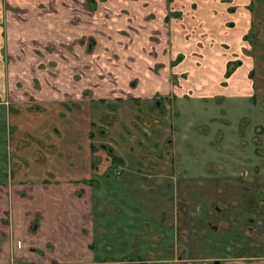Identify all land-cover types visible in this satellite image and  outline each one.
I'll return each instance as SVG.
<instances>
[{"label":"crops","instance_id":"1","mask_svg":"<svg viewBox=\"0 0 264 264\" xmlns=\"http://www.w3.org/2000/svg\"><path fill=\"white\" fill-rule=\"evenodd\" d=\"M88 1L95 9L97 1ZM181 1L175 0V4L178 3L174 8L175 15L178 16L182 10L191 12V18L185 20L189 23L185 33L177 22L170 21V14H166L164 18L170 21L166 23L170 26L163 25L164 43L158 46V58H168L170 64L176 60L175 66L169 64L160 72L150 65L142 70L137 64L146 57L131 43L125 57H132L133 67L127 68L125 83L117 87L114 84L92 87L83 83L67 89L72 95L66 93L63 85L58 90L54 84L38 86L11 82V77L27 75L32 67H27V72H24L22 64L16 63L18 59L22 62L20 56L13 58L7 55L1 31L0 104L14 109L10 118L17 131L15 146L19 142L16 157L23 159L27 166L19 163L14 180L16 197L0 199V211L2 213L6 206L12 205L15 239L20 247L28 244L31 249L28 256L34 257L28 262L37 263L36 253L47 249L68 253L96 249V237H103L104 228L111 236H143L150 228L151 203L165 204L171 200L178 206L180 221L182 213L187 214L188 211L182 212L181 203L191 204L189 212L195 214L197 229L190 235L202 236L200 240L194 239L195 243L192 239V251H230L236 248L242 260H264V199H234V196L231 199H194L196 192L191 191L190 199L184 202L178 198L181 197L178 192L168 196L173 198L171 200L134 199L132 196L128 199V194L124 193L128 185L132 187L136 182L146 185L147 191L152 193L158 187L162 192L166 185H173L174 191L179 188L181 182L175 175L177 160L174 149L180 137L179 143L182 142L183 133L181 126L174 121L177 116L174 118L171 109H176L179 115V104L185 102L186 97L211 101L221 97L223 101L224 97L235 93L254 98L256 91L262 90L261 84L255 88L253 75L259 76V81L264 77V0H196L198 6L195 8L192 4L195 0H190L186 8H182ZM6 12L5 5L0 4L1 23L5 22ZM167 30L173 35L172 43L165 38ZM189 33L190 38L185 42L184 36ZM243 35L252 39L248 42ZM235 41L237 47H234ZM240 45L247 48L248 54L241 52V57L249 61L248 69L246 72L242 70L245 77H241L238 83L235 79L237 68L230 80L231 87H225L222 82L224 73L228 64L237 60L234 59V50ZM243 63L244 60L241 61ZM176 74L180 79L185 75L189 78L184 82L181 79L182 84L177 85L174 81ZM192 75L201 76L200 81L194 80ZM206 76L211 82L205 81ZM134 79L137 83L133 85L131 81ZM89 88L91 94L87 95L85 90ZM223 92L226 95L221 94ZM55 103L61 106V117H58ZM37 104H44L45 108L40 110ZM55 122L61 126V138L56 135L60 132L53 130ZM91 126L93 129H89ZM27 130L33 134L29 150L21 146ZM93 135L95 138L92 139ZM96 138L99 141L94 140ZM54 140L62 145L58 156L54 153ZM175 152L182 155L179 150ZM178 163L181 164L179 159ZM108 170L114 171L120 179L112 181ZM136 174L146 178L140 176L137 180ZM124 175L127 180L122 178ZM155 176L158 179H154V184L150 178ZM21 188H28V194L20 193ZM101 190L109 192L108 199H103ZM220 203L227 206L217 212L215 207ZM4 218H0V226L8 224ZM103 220L110 222L106 224ZM181 225V222L175 224ZM208 227L211 232H208ZM234 228L240 239L238 247L223 240L224 235H233ZM21 232L23 238H29L21 239ZM180 232L182 234V230ZM185 235L189 234L185 232ZM8 238V229L0 231V245L3 246L0 264H10L4 254L9 253ZM26 239L29 241L25 242ZM255 243L263 246L257 250ZM24 247L26 249L27 245ZM64 257L53 256L48 261L70 264L69 258Z\"/></svg>","mask_w":264,"mask_h":264},{"label":"rangeland","instance_id":"2","mask_svg":"<svg viewBox=\"0 0 264 264\" xmlns=\"http://www.w3.org/2000/svg\"><path fill=\"white\" fill-rule=\"evenodd\" d=\"M96 1V7L92 9L88 0H0V4L5 5V10L8 11L5 22L0 21V39L4 34L7 55L13 58L15 55L20 56L22 62L18 59L16 63L22 64L24 72H27V67H32L27 75L11 77V82L38 86L54 84L58 90L63 85L66 93L71 95L72 92L67 89L83 83L92 87L104 84H114L117 87L126 82L127 68L133 67L132 57L130 59L125 57L131 43H134L141 55L146 57L144 60L140 59L137 64L142 70L150 65L155 71L160 72L170 64L168 58L163 60L158 58L160 54L158 46L164 43L163 25L170 26L166 23L174 20L185 33L189 25L185 20L191 18L190 11L182 10L176 16L174 8L178 3L175 4V0ZM189 3L190 0H182V8H186V4L189 6ZM192 4L194 8L198 6L196 0ZM166 14H170V21L164 18ZM161 22L163 24L160 25ZM167 35L170 38H167ZM189 35L190 33L184 36L185 42H188ZM172 36L167 30L166 40L172 43L174 41ZM243 37L245 40L247 38L248 42L252 39L244 35ZM240 46L234 50L236 54L234 59L237 60L228 64L224 73L222 82L225 87H231L230 80L237 68L239 70L235 79L238 83L241 82V77H245L242 75V70L246 72L248 69L249 61L241 57V52L248 54L247 48ZM234 47H237L236 41ZM242 60H244L243 64H241ZM28 62L31 65H28ZM175 62L176 60L170 65ZM234 66L230 76H227V72ZM192 76L194 80L201 79L199 75ZM253 77L256 80L255 88L261 84L262 89L256 91L254 98H247L241 93L229 94L223 98V101L221 97L213 101L186 97L185 102L179 104V115L176 114V109L172 108L174 118L177 116L174 121L181 126L183 133L182 142L179 143L180 137L174 149L177 160L175 175L179 179L178 182H181L179 188L174 191L173 185H166L161 189L162 192H159L158 187L156 192L152 193L147 191L146 185L136 182L132 187L128 185L124 191L128 194V199L132 196L134 199L171 200L173 198L168 196L178 192L181 196L178 198L185 202V199H190L191 191L196 192V195H193L194 199H231L230 197L233 196L234 199H264V77H260L261 81L258 79L259 76L253 75ZM188 78L189 75L181 76L183 82ZM181 79L176 74L174 81L180 85ZM205 81L209 83L211 79L206 76ZM131 83L136 84L137 79L132 80ZM89 90L91 89L85 90L87 95L91 94ZM221 101L222 103H218ZM37 105L40 110L45 108L44 104ZM54 105L57 107L55 109L57 113L59 112L58 117H61L59 110L61 106L56 103ZM13 110L9 105L0 104V199L16 197L15 173L20 168L19 163L27 166L23 159L19 160L20 158L16 157L19 142L15 146L18 137L15 138L16 126L12 124L10 118ZM89 129H93V126ZM53 130L55 133L56 130L60 132L56 134L59 138L63 137L59 123L55 122ZM25 134L21 146L29 150L33 143L31 139L33 134L28 130ZM95 137L93 135L92 139ZM13 138L16 140L14 141ZM94 140L99 141V138ZM53 149L58 156L62 145L54 140ZM177 150L182 153L181 156L176 154ZM178 159L181 164L178 163ZM108 171L111 173L112 181L120 179L114 171ZM136 175L137 180L140 176L146 178L140 174ZM122 178L127 180L125 175ZM150 179L155 184L158 176ZM21 191L28 194V188H21L19 192ZM101 192L103 199H108L109 192L108 194L103 190ZM190 205L187 202L181 203L182 212L185 209L188 211L187 214L182 213L180 221L176 209L178 206L173 200L165 204L156 201L150 205L148 220L150 228L148 231L145 230L143 236L132 234L111 236L106 234L104 228L103 237H96V249L92 247L93 250L88 249L83 253L54 252L47 249L36 253L37 263H30L28 261L33 260L34 257L28 256L31 250L29 245L25 244L27 247L24 249L25 245L20 247L19 241L15 239L14 213L10 204L2 213L0 211V218L5 217L8 222L0 226V231L8 229L10 243L9 253L4 254L10 264H55L48 260L60 255L65 256L64 258L68 257L70 264H216L218 260V264H264V260L259 259L242 260L243 258L238 257L240 253L236 248L230 251L216 249L192 251V239L195 243L194 239L200 240L202 236L190 235L197 229L195 214L189 212ZM226 206L223 203L216 204L215 209L219 212ZM214 221L218 219L214 218ZM109 222L110 220H103V223L109 224ZM178 222L182 225L175 226ZM209 229L210 227L208 232H211ZM181 230L182 234H180ZM185 232L189 235H185ZM20 236L21 239L29 238L28 236L23 238V232ZM223 240L229 245L238 247L237 242L240 239L237 236V229L234 228L233 235H224ZM27 241L29 239L25 242ZM255 244L259 250L262 244ZM1 248L3 249L2 245Z\"/></svg>","mask_w":264,"mask_h":264},{"label":"trees","instance_id":"3","mask_svg":"<svg viewBox=\"0 0 264 264\" xmlns=\"http://www.w3.org/2000/svg\"><path fill=\"white\" fill-rule=\"evenodd\" d=\"M232 63V62H231ZM231 63H229V65L231 64ZM236 66V65H235ZM235 66L234 67H232V69H230L228 72H227V76H230V74H231V71L233 70V68H235ZM114 159H115V157H114ZM116 162V161H115ZM114 162V163H115Z\"/></svg>","mask_w":264,"mask_h":264},{"label":"flooded vegetation","instance_id":"4","mask_svg":"<svg viewBox=\"0 0 264 264\" xmlns=\"http://www.w3.org/2000/svg\"><path fill=\"white\" fill-rule=\"evenodd\" d=\"M120 173V171H118V174ZM218 262H219V260L218 261H216V264H218ZM55 264H57V262H55Z\"/></svg>","mask_w":264,"mask_h":264}]
</instances>
